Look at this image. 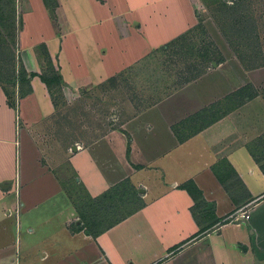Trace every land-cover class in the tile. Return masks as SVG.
I'll return each instance as SVG.
<instances>
[{"label":"crops","instance_id":"crops-1","mask_svg":"<svg viewBox=\"0 0 264 264\" xmlns=\"http://www.w3.org/2000/svg\"><path fill=\"white\" fill-rule=\"evenodd\" d=\"M204 2L24 0L18 28V0L0 1L13 68L0 80V264H264V66L242 63ZM37 9L53 33L27 41L25 13ZM200 19L222 61L139 110L91 102ZM42 47L61 102L40 77ZM21 66L37 74L28 83ZM245 86L254 97L227 98ZM190 180L201 206L181 188ZM122 182L142 206L91 233L87 206ZM240 209L248 217L231 221Z\"/></svg>","mask_w":264,"mask_h":264},{"label":"rangeland","instance_id":"rangeland-1","mask_svg":"<svg viewBox=\"0 0 264 264\" xmlns=\"http://www.w3.org/2000/svg\"><path fill=\"white\" fill-rule=\"evenodd\" d=\"M0 1L7 2V0ZM22 1L24 0H18V28L21 23V9H23ZM206 3V7L208 8L205 14L207 13V15L213 18L217 24L225 22L223 23L224 29L236 47L239 45L238 48H242V50H240L246 52L247 55H250L253 50V52H257L258 50L256 47L261 53L264 52V0H241L240 4L241 15L245 16V19L249 17L253 18V24L258 26L259 40H256L255 37L248 40V38H245L242 34L239 36L232 35L228 26H232L234 23L230 19L225 20L224 15H222L223 0H206ZM2 9L7 11V8L0 6V18H3L6 26H0V37H2L1 29L4 28L3 30L7 32L6 29H8V27L10 28V24L8 23L10 20L6 17L8 16V12H4ZM40 9L43 8L40 7ZM40 9H37L33 14L25 13V22L27 21L28 24L25 29L24 38L27 41L34 40L37 35L40 36L44 34L42 37H47V33H53V27L49 21V16ZM51 16L54 19L52 14ZM200 21H202V19H200ZM40 24L46 29L40 31L41 26H38ZM37 26L39 30H36ZM7 33L9 34L10 31ZM208 36L206 29L203 30L200 27H196L169 47L166 48L167 45H164L156 49L154 53L111 83L114 88L111 89L109 84L105 83L102 85V90L101 87H98V89L100 88L99 90L103 102L94 99V96H89L91 102L93 104L96 103V105L101 103L104 114L107 112L106 107H108L107 104L111 97L118 104V114H121V107L129 101L137 110L157 103L166 97L173 89L179 87L188 79L195 77L203 71L206 66L211 64V62L206 63L207 61L205 60L206 52L212 50V47L209 45ZM6 40L7 39L4 41ZM8 42L9 43H6V45L10 44V41ZM258 43L259 46H257ZM40 50L47 63V58L45 57L47 56V52L44 51L43 47L40 48ZM0 66L1 68L4 67L2 64H0ZM45 66H47V71L50 70L49 62L48 64H44V67ZM5 68L7 74L13 71L9 63ZM57 88L58 87L55 86V96L58 100L60 99L61 102L63 98L62 93H60L61 91ZM96 96L98 97V95ZM225 104H222V108L226 107ZM116 192L113 198L102 204L87 206L89 220H103L104 224L102 225L107 226L112 221L137 208L140 199L138 191L132 190V188L127 185L118 188ZM92 212H94V214Z\"/></svg>","mask_w":264,"mask_h":264},{"label":"trees","instance_id":"trees-1","mask_svg":"<svg viewBox=\"0 0 264 264\" xmlns=\"http://www.w3.org/2000/svg\"><path fill=\"white\" fill-rule=\"evenodd\" d=\"M240 4H241V0H235L232 4H228L226 2V0H223V3H222L223 8L221 11H222V15H224V17H225V20L230 19L234 23L232 26H228L232 35H238L239 36L242 34L245 38H248V40H249V39L255 37V32H256L257 27L253 24L254 23L253 18L249 17L248 19H245V16L241 15ZM223 23H225V22H223ZM223 23L222 24L219 23L218 26H219L221 32L223 33V35L228 40L230 46L234 50L237 57L242 61V63L246 67L264 66V58H262V56H259L258 51L253 52L254 51L253 50L252 54L247 55L246 52L241 51L242 48H240L241 50L238 48L239 45H238V47H236L233 44V42L230 39V36L227 34L226 30L224 29ZM243 23H245L246 26H240ZM196 27H200L203 30H205V27L202 25V21H200L198 26H196ZM187 33L183 34L182 36H180V37L172 40L170 43L166 44L167 45L166 48L169 47L171 44H174L175 42H177L179 39L183 38ZM208 38H209V45H210V47H212V50L207 51L205 54V58H206L205 60L207 61L206 63H209L212 60H215L217 62L222 61L224 58L222 57L218 47L216 46L214 41L209 36H208ZM9 54H10V47L5 46V47L0 48V56H1L0 64L4 65L3 68H1V66H0V80L3 79L4 71L6 70L5 66H7L6 63L8 62V61H6V59H7V57L9 58ZM46 58H47L48 62L50 63V70L47 71V69H46L40 75V77H41L42 81L47 84L50 91L53 92V89H55V86H57L58 88L61 86V79H60V75H58V72L56 71L55 67H53L52 61H51L48 54H47ZM51 68H52V70H51ZM35 75H37V74H35V73L28 74L26 72L24 66H21L20 77L18 79L21 80V82L28 83L29 79ZM251 88H253V87L252 86L242 87L241 89L237 90L236 92H234L233 94H231L227 98L234 97V96L240 97L241 102L237 103V106H239L240 103L242 104L247 99H250V98L255 96L256 93L254 94V93L250 92ZM204 118H205V116H204ZM206 120H207V118L204 120V122H202L200 124L201 126H199V128L195 131L198 132L201 128H203L206 125L211 123V121L206 122ZM192 134H188L187 136H181L178 133V138H179L180 142H182L186 138L190 137ZM127 185H129L130 188H132V190H134V188L128 182L119 183V184L115 185L114 187H112L110 190H108L103 196L94 200V202H96L95 204H102L103 202L110 200L111 198L114 197V194L117 193L116 191L118 190V188H120L122 186H127ZM181 188L186 189L190 193V195L197 201L198 205L201 206L202 204L205 203L204 198H202V193L200 190H198L194 181L190 180L188 182H185L184 184L181 185ZM141 206H142V201H141V199H139V204H138L137 208H135L134 210L130 211L129 213H126L125 215L119 217L118 219L112 221L107 226L102 225V224H104L103 220H86L85 224L91 233L98 234V233L112 227L113 225L119 223L120 221L125 219L128 214L132 213L133 211H136Z\"/></svg>","mask_w":264,"mask_h":264},{"label":"built area","instance_id":"built-area-1","mask_svg":"<svg viewBox=\"0 0 264 264\" xmlns=\"http://www.w3.org/2000/svg\"><path fill=\"white\" fill-rule=\"evenodd\" d=\"M226 2L229 3V4H232L234 2V0H226ZM247 217H248L247 213L244 212V210L242 211V209H240L239 211H237L236 213L231 215L229 217V219H231V221H237V220H239L241 218H247Z\"/></svg>","mask_w":264,"mask_h":264},{"label":"water","instance_id":"water-1","mask_svg":"<svg viewBox=\"0 0 264 264\" xmlns=\"http://www.w3.org/2000/svg\"><path fill=\"white\" fill-rule=\"evenodd\" d=\"M214 65L216 66L217 64H216V63H214Z\"/></svg>","mask_w":264,"mask_h":264}]
</instances>
